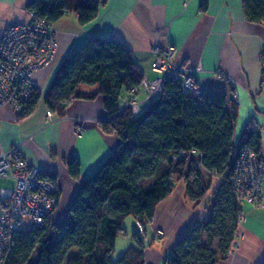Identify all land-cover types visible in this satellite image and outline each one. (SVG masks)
<instances>
[{"label":"trees","instance_id":"16d2710c","mask_svg":"<svg viewBox=\"0 0 264 264\" xmlns=\"http://www.w3.org/2000/svg\"><path fill=\"white\" fill-rule=\"evenodd\" d=\"M105 0H26L25 9L55 22L65 12L90 22ZM206 0H202L204 8ZM246 18L264 25V0H242ZM142 73L118 41L92 37L58 65L42 99L58 116L63 102L81 96L79 84L97 85L108 116L99 121L104 132H115L117 145L87 177L80 179L66 213L54 222L49 214L41 227L17 231L2 264H144V242L136 233L132 244L113 259L115 239L124 232L123 219L133 215L142 230L157 204L182 179L189 201L198 204L209 181L202 171L222 177L206 220L195 218L176 239L163 264H215L225 258L237 231L239 208L228 176L232 152L249 145L261 155L258 129L246 127L234 143L237 104L224 94H192L171 76L141 110L122 108L120 97L138 87ZM41 93L34 87L22 103L21 115L35 106ZM93 94L88 97H92ZM198 156V157H196ZM78 176L75 159L67 163ZM260 264H264V257Z\"/></svg>","mask_w":264,"mask_h":264},{"label":"crops","instance_id":"0c3cea01","mask_svg":"<svg viewBox=\"0 0 264 264\" xmlns=\"http://www.w3.org/2000/svg\"><path fill=\"white\" fill-rule=\"evenodd\" d=\"M105 0L96 16L80 24L77 13L65 12L54 22L57 28L56 48L50 62L32 73L41 96L27 114L10 105L0 106V151L22 141L21 149L43 174L52 177L59 201L51 214L54 222L61 219L74 195L79 180L90 175L118 143L115 132H104L99 121L108 116L103 108V95L97 85L79 84L81 96L64 104L65 113L46 125L42 95L61 61L92 37L118 41L129 51L142 75L149 79L163 76L153 71V45L173 47L172 63L191 67L202 95L224 94L227 105L237 104L233 140L236 143L246 127L258 129L261 155L264 156V65L260 52L264 46V25L249 21L242 0ZM26 0H0V33L6 21H26L30 12ZM93 94L92 97H88ZM126 93L120 97L122 103ZM81 126L80 133L75 132ZM198 157V156H196ZM75 159L78 176L73 177L67 163ZM209 188L204 198L193 204L186 196L185 183L175 181L173 190L161 200L152 220L142 230L140 224L126 216L124 232L117 236L113 254H122L132 244L136 233L144 242V264H163L176 239L192 220H206L220 178L202 171ZM244 221L238 225L239 237L225 258L215 264H260L264 257V208L244 203ZM155 229L163 238H153ZM131 231V232H130ZM233 240V241H234ZM118 255V256H119ZM117 256V257H118ZM116 257V258H117Z\"/></svg>","mask_w":264,"mask_h":264},{"label":"built area","instance_id":"2783aa9c","mask_svg":"<svg viewBox=\"0 0 264 264\" xmlns=\"http://www.w3.org/2000/svg\"><path fill=\"white\" fill-rule=\"evenodd\" d=\"M186 2L184 0L183 4ZM56 34L57 28L53 22L38 18L31 12L26 21L5 22L0 33V106L7 104L21 111L22 103L36 87L32 73L47 65L53 57ZM151 51L154 54L151 69L163 73V76L149 79L142 75L139 86L131 87L123 99V109L131 108L135 112L141 110L158 94L167 76L178 80L186 92L201 94L198 79L193 73L195 69L172 63L171 45H153ZM260 58L264 65V46ZM45 114L46 125L57 119L49 109H46ZM80 130L79 125L76 133H80ZM21 143L0 151V264L3 263L13 235L17 231L41 227L59 201L55 180L43 174L27 158ZM8 180L12 181V185L7 184ZM228 180L235 191L239 208L237 225H240L245 219L244 203L264 208V156L258 157L249 145L236 147L232 152ZM155 232L154 239L161 238L162 231L158 229ZM239 236L240 233L236 231L235 237ZM234 246L235 240L228 253Z\"/></svg>","mask_w":264,"mask_h":264},{"label":"rangeland","instance_id":"374dc122","mask_svg":"<svg viewBox=\"0 0 264 264\" xmlns=\"http://www.w3.org/2000/svg\"><path fill=\"white\" fill-rule=\"evenodd\" d=\"M75 132H76V128H75ZM7 184L10 186V185H12V181L11 180H8V182H7ZM263 185H264V183H263ZM259 209H262V208H259ZM128 217H130V219L132 218L133 219V216L132 215H128ZM156 230H158V229H155V231ZM159 230H161V229H159ZM154 231V233H156ZM162 231V230H161ZM131 232V231H130ZM154 233H153V235H154ZM162 236H161V238H159V239H154V240H156V241H160L162 238H163V231H162V234H161ZM154 238V237H153ZM119 254H113L112 256H113V259H116V257L118 256Z\"/></svg>","mask_w":264,"mask_h":264}]
</instances>
